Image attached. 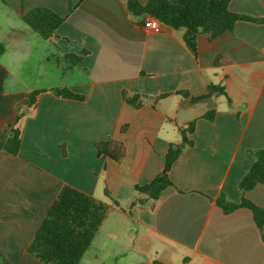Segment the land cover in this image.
Returning a JSON list of instances; mask_svg holds the SVG:
<instances>
[{"label":"crops","instance_id":"obj_1","mask_svg":"<svg viewBox=\"0 0 264 264\" xmlns=\"http://www.w3.org/2000/svg\"><path fill=\"white\" fill-rule=\"evenodd\" d=\"M38 7L63 18L47 40L22 20ZM228 8L264 18V0H230ZM0 13V139L26 94L47 90L23 117L19 153L0 149L4 260L43 264L27 248L69 185L109 206L79 264H264L251 211L225 213L216 203L221 196L235 204L244 198L264 209V185L238 188L254 161L251 151L264 149L263 23L238 21L213 40L199 35L194 57L183 30L145 28L124 0H0ZM81 54L71 65L67 57ZM210 84L225 95L191 101ZM62 87L81 99L48 91ZM134 94L168 96L134 109L125 102ZM211 110L214 119H203ZM191 121L193 146L173 163V186L156 201L136 192L162 172L169 145L181 141L178 127ZM107 139L125 146L120 163L96 155L95 144Z\"/></svg>","mask_w":264,"mask_h":264},{"label":"trees","instance_id":"obj_2","mask_svg":"<svg viewBox=\"0 0 264 264\" xmlns=\"http://www.w3.org/2000/svg\"><path fill=\"white\" fill-rule=\"evenodd\" d=\"M127 11L135 18L150 16L161 25L173 30H183V43L191 54L197 55V36L205 35L209 40L232 32L238 21L263 23L264 18L257 19L233 13L229 10L230 0H147L141 3L138 0H124ZM25 25L43 40L50 38L63 18L53 11L38 7L33 8L22 16ZM5 47L0 42V56ZM82 58L81 55H71L67 59L74 65ZM56 96L67 99H81L68 88H55L48 90ZM47 92L44 89L28 92L23 100L21 112L19 111L10 131L0 139V149L11 155H17L20 150L23 117L33 113L37 107L38 98ZM184 97L189 95L179 92ZM225 95L222 87L210 84L207 93L199 97H191L192 102L214 95ZM168 94L156 97H146L139 94L125 95V102L134 109L143 106L144 101L151 99L156 104ZM215 111L211 110L203 115V119L212 121ZM195 121L178 127L181 141L170 144L164 157L162 172L150 183L135 186V191L144 194L151 201H156L160 193L167 187L173 186L168 173L173 163L178 159L183 150L193 146L190 135L193 133ZM124 131V127L122 128ZM97 156H104L116 163H120L126 154L123 143L114 139H107L95 144ZM254 161L246 175L239 182L238 188L242 193L253 189L256 185H264V149L251 151ZM108 196V191L105 190ZM216 203L223 212L229 213L237 208H247L251 211L254 222L264 241V209L242 198L238 204L227 203L223 196ZM118 206L117 202H114ZM108 205L93 197L65 185L58 192L56 198L48 209L44 219L36 230L27 253L43 264H79L83 255L88 250L91 242L99 230L108 210ZM0 264H9L0 256Z\"/></svg>","mask_w":264,"mask_h":264},{"label":"built area","instance_id":"obj_3","mask_svg":"<svg viewBox=\"0 0 264 264\" xmlns=\"http://www.w3.org/2000/svg\"><path fill=\"white\" fill-rule=\"evenodd\" d=\"M143 26L149 30H158L161 24L155 18L145 16L143 17Z\"/></svg>","mask_w":264,"mask_h":264},{"label":"rangeland","instance_id":"obj_4","mask_svg":"<svg viewBox=\"0 0 264 264\" xmlns=\"http://www.w3.org/2000/svg\"><path fill=\"white\" fill-rule=\"evenodd\" d=\"M2 15H1V13H0V17H1ZM34 52H36V50L34 51ZM38 54H40L39 52H38ZM65 65L64 64H61V67H60V69H59V72H60V76H61V79H62V72L63 73H65L66 71L65 70H63L65 67H64ZM68 75V73L66 74V77L65 78H63V79H65V81H66V79L68 80L69 78H70V76H67ZM60 80V79H59Z\"/></svg>","mask_w":264,"mask_h":264}]
</instances>
